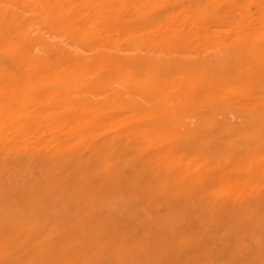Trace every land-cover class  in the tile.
Returning <instances> with one entry per match:
<instances>
[{
  "label": "bare ground",
  "instance_id": "obj_1",
  "mask_svg": "<svg viewBox=\"0 0 264 264\" xmlns=\"http://www.w3.org/2000/svg\"><path fill=\"white\" fill-rule=\"evenodd\" d=\"M0 264H264V0H0Z\"/></svg>",
  "mask_w": 264,
  "mask_h": 264
}]
</instances>
